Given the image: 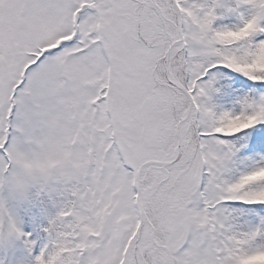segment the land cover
I'll return each instance as SVG.
<instances>
[{
	"label": "snow or ice",
	"instance_id": "obj_1",
	"mask_svg": "<svg viewBox=\"0 0 264 264\" xmlns=\"http://www.w3.org/2000/svg\"><path fill=\"white\" fill-rule=\"evenodd\" d=\"M0 264H264V0H0Z\"/></svg>",
	"mask_w": 264,
	"mask_h": 264
}]
</instances>
